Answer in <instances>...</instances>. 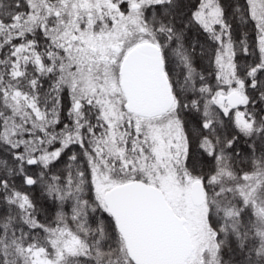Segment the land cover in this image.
<instances>
[{
    "label": "snow or ice",
    "instance_id": "snow-or-ice-1",
    "mask_svg": "<svg viewBox=\"0 0 264 264\" xmlns=\"http://www.w3.org/2000/svg\"><path fill=\"white\" fill-rule=\"evenodd\" d=\"M0 264H264V0H0Z\"/></svg>",
    "mask_w": 264,
    "mask_h": 264
}]
</instances>
